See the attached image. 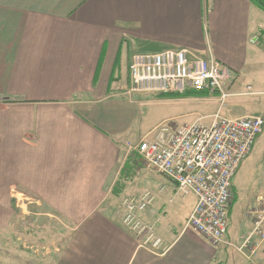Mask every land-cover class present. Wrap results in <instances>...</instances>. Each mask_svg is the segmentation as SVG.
<instances>
[{
  "label": "crops",
  "instance_id": "crops-1",
  "mask_svg": "<svg viewBox=\"0 0 264 264\" xmlns=\"http://www.w3.org/2000/svg\"><path fill=\"white\" fill-rule=\"evenodd\" d=\"M263 13L250 0H0V264H261L186 230L196 197L146 175L129 149L163 123L250 115L236 109L264 70ZM168 49L229 67L232 96L128 95L133 56ZM263 138L234 180V241L252 228L258 195L235 209ZM145 190L156 202L143 218L165 254L116 219L122 199ZM15 191L38 208L18 212Z\"/></svg>",
  "mask_w": 264,
  "mask_h": 264
},
{
  "label": "built area",
  "instance_id": "built-area-1",
  "mask_svg": "<svg viewBox=\"0 0 264 264\" xmlns=\"http://www.w3.org/2000/svg\"><path fill=\"white\" fill-rule=\"evenodd\" d=\"M130 80V96L210 93L219 94L224 104L232 96L229 90L234 78L229 67L213 58L187 49H168L134 55ZM263 133V116L228 119L217 114L210 123L202 119L182 125L163 123L135 150L148 168L171 181L181 196L196 197L186 230L215 248L225 247L252 261L264 255V193L246 211L252 221L249 233L234 241L229 238V230L234 180ZM20 197L32 201L27 195ZM154 198L145 193L125 199L122 224L135 235L139 247L160 255L168 248L155 227L141 216Z\"/></svg>",
  "mask_w": 264,
  "mask_h": 264
},
{
  "label": "rangeland",
  "instance_id": "rangeland-1",
  "mask_svg": "<svg viewBox=\"0 0 264 264\" xmlns=\"http://www.w3.org/2000/svg\"><path fill=\"white\" fill-rule=\"evenodd\" d=\"M262 12H264V11H262ZM256 36L259 38L258 43L264 49V13H263V17H262V20H261V30ZM236 79L234 80V82L230 86L229 92L231 94L234 93V91L232 90V86L237 81ZM254 80H255V83L253 85V88H254V91L256 92V94L252 90L245 91L246 94L247 93H250V94L247 95V96L241 97V101H240L241 104L236 109L237 110L236 113H239V114L245 113V114H250L251 116L254 115V114H259L257 116H263L264 117V115L261 114V113H264V103H263L264 102V70L259 71L255 75V79ZM211 119H212V117L211 118L207 117V118L203 119V122L204 123H210ZM168 123H171V124L175 123V125H180V124H177L176 122H168ZM262 140H264V138ZM142 141H140V142H142ZM140 142L138 143V145L140 144ZM138 145H132V146H130V149H129V152L131 153V157H133V159H134L133 163L135 164V162H136V166L138 165L143 170H146L147 171L146 175L150 174V176L151 175L160 176L157 173H155L154 171H152L150 168H148V166L145 163V161L136 152L135 148ZM130 172H132V171L129 170V173ZM245 174H246L245 175L246 176V186H245V189H242L240 191V204L235 209L236 217L240 215L241 209L244 211V207L246 205V202H247L248 198L255 197V196L259 195V194H263L264 193V146L255 150L252 158L246 164ZM145 193H150V195L153 196V197L156 196L154 194V192H152L150 190H145V191H143L141 193L127 195V196H125L122 199V201H121V203L119 205L120 207L118 208L119 212H118V215L116 217V219L118 221H120L121 224H122V217H123V215L125 213V207L123 206L124 200L127 199V198H131V197H139V196H141V195H143ZM14 194H15V199L17 200L15 202V204H16L15 208H16V210L18 212H22V211L23 212L24 211H29L30 212L31 210H36L38 208L39 203L37 201H35L33 198L30 197L32 199V201L30 199H29L30 201H26V200L21 199L20 195H23V194L20 193L19 191H15ZM18 198H20V199H18ZM154 199L155 200L148 206L147 210L144 211L141 214L143 221L145 223H147V224H149V223L143 218V215L155 204L156 197ZM20 220L24 221V219H22V218H20ZM22 223H23L22 221L19 222L20 225ZM50 225L51 226L52 225L58 226V225H55L54 223H51ZM149 225H151V224H149ZM55 235H59V234H55ZM50 237L52 238L54 236H49V238ZM259 258L263 260V262H261V264H264V255L259 256V257H257L256 259H254L252 261L247 260V259H245V260L248 261L249 263H254Z\"/></svg>",
  "mask_w": 264,
  "mask_h": 264
},
{
  "label": "trees",
  "instance_id": "trees-1",
  "mask_svg": "<svg viewBox=\"0 0 264 264\" xmlns=\"http://www.w3.org/2000/svg\"><path fill=\"white\" fill-rule=\"evenodd\" d=\"M256 7H258L260 10L264 11V0H250ZM195 95H206V93H187L183 95L182 97H188V96H195ZM236 198L233 201L232 206L235 203ZM232 210V207H231Z\"/></svg>",
  "mask_w": 264,
  "mask_h": 264
}]
</instances>
